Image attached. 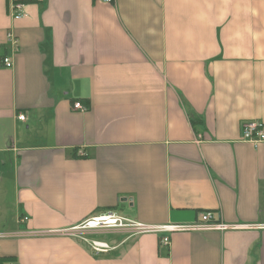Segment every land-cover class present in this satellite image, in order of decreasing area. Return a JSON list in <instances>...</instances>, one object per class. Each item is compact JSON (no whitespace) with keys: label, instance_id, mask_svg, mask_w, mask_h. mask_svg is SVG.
I'll return each instance as SVG.
<instances>
[{"label":"crops","instance_id":"crops-1","mask_svg":"<svg viewBox=\"0 0 264 264\" xmlns=\"http://www.w3.org/2000/svg\"><path fill=\"white\" fill-rule=\"evenodd\" d=\"M2 55L0 264H264V0H0ZM108 211L242 227L50 234Z\"/></svg>","mask_w":264,"mask_h":264},{"label":"built area","instance_id":"built-area-1","mask_svg":"<svg viewBox=\"0 0 264 264\" xmlns=\"http://www.w3.org/2000/svg\"><path fill=\"white\" fill-rule=\"evenodd\" d=\"M106 3H111L113 0H99ZM10 12L14 20H20L25 17V6L21 3H13L10 6ZM8 42L12 47H16L18 41L12 33L7 34ZM0 65L5 69H11L13 63L8 56L2 55L0 57ZM73 109L84 112L86 109L80 104L75 103ZM20 121H24V116H18ZM242 140L249 142L254 146L264 143V126L258 122H246L242 124ZM201 222L190 226H150L142 224L130 219H126L117 215L112 211H108L102 214L93 215L80 224L63 231L51 232L54 235H65L70 237H76L88 245L89 249L95 254H106L113 250L115 247L109 243L91 238V234L100 231H113V230H125L128 231L130 237L156 234L162 236L161 244L164 246L169 245V238L166 236L174 231H226L234 228H240L239 225H225L222 223L212 222V216L210 213L201 215ZM2 236H0L1 238Z\"/></svg>","mask_w":264,"mask_h":264}]
</instances>
